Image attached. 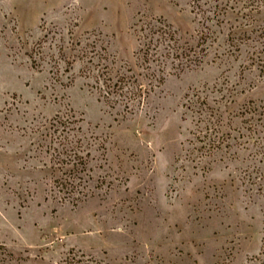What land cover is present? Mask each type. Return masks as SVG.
Segmentation results:
<instances>
[{"label": "rangeland", "instance_id": "374dc122", "mask_svg": "<svg viewBox=\"0 0 264 264\" xmlns=\"http://www.w3.org/2000/svg\"><path fill=\"white\" fill-rule=\"evenodd\" d=\"M155 20L203 64L107 103L100 82L148 74ZM71 252L264 264V0H0V264Z\"/></svg>", "mask_w": 264, "mask_h": 264}, {"label": "trees", "instance_id": "16d2710c", "mask_svg": "<svg viewBox=\"0 0 264 264\" xmlns=\"http://www.w3.org/2000/svg\"><path fill=\"white\" fill-rule=\"evenodd\" d=\"M140 24L142 25L140 29L139 25H137L139 29L137 32L140 34V49L136 56L138 60L150 66L147 69L148 74L139 75L142 79H139V77H128L125 74L116 75L115 77L110 75L109 78L100 82L101 92L106 102L112 105L113 103L117 104L115 101H121L119 103L125 102L123 104H125L126 110H130L134 106H140L155 89L164 84L169 65L173 68L178 63V68H180L182 73L186 70L198 68L203 64V58L199 53L194 52L190 48L185 50L181 48L177 31L168 23L155 20ZM143 79L147 80L146 83L142 81ZM56 132H58V128L53 133ZM74 159H78L79 162L82 160L76 153ZM58 184L62 189H66L67 193L73 194L76 192V186L71 180L69 183L68 181L59 183L58 181ZM83 198H87V195L83 194ZM76 201L81 202V199H76ZM72 254L73 252L60 264H79L76 262V256L71 257Z\"/></svg>", "mask_w": 264, "mask_h": 264}]
</instances>
